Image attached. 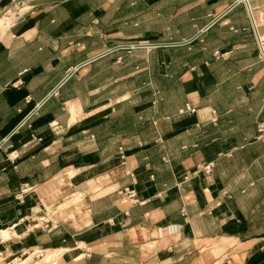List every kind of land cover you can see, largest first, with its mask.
Masks as SVG:
<instances>
[{
	"label": "crops",
	"instance_id": "crops-1",
	"mask_svg": "<svg viewBox=\"0 0 264 264\" xmlns=\"http://www.w3.org/2000/svg\"><path fill=\"white\" fill-rule=\"evenodd\" d=\"M13 22L4 264H264V0H57Z\"/></svg>",
	"mask_w": 264,
	"mask_h": 264
},
{
	"label": "bare ground",
	"instance_id": "bare-ground-1",
	"mask_svg": "<svg viewBox=\"0 0 264 264\" xmlns=\"http://www.w3.org/2000/svg\"><path fill=\"white\" fill-rule=\"evenodd\" d=\"M44 1H46V0H13L11 5H9L6 8V10L0 15V31L3 28V25L12 21L16 16L26 13L32 7L39 5ZM53 188L54 187H50L49 191H54L55 189H53ZM48 192L46 193L47 195H48ZM42 195H44V192ZM44 199L42 198V202L44 201ZM47 200H49V199H47ZM8 234H9V232H7V231H2L0 233V235L3 236V238H9ZM52 258H53V256H52L51 252H47L42 263L50 264L52 261ZM16 264H18V263H16ZM37 264H41V263H37Z\"/></svg>",
	"mask_w": 264,
	"mask_h": 264
},
{
	"label": "rangeland",
	"instance_id": "rangeland-1",
	"mask_svg": "<svg viewBox=\"0 0 264 264\" xmlns=\"http://www.w3.org/2000/svg\"><path fill=\"white\" fill-rule=\"evenodd\" d=\"M45 2V1H44ZM5 11V10H4ZM19 16V15H18ZM17 17V16H16ZM15 17V18H16ZM14 18V19H15ZM13 19V20H14ZM13 20L12 21H10L9 23H6L5 25H3V28L1 29V31H0V39L1 38H3V36L5 35V33L7 32V29L9 28V26H10V24L13 22ZM14 23V22H13ZM12 23V24H13ZM142 42H134V43H132L131 45H142L141 44ZM53 189H55V187L53 188ZM52 194V195H51ZM64 194L65 193H63L62 191H58V190H56L55 189V191H49L48 192V196L49 195H51L48 199L49 200H47V198H46V205H47V210H48V212H49V214H50V216L52 217V218H55V214L53 215V208H50L51 207V203H53V201L54 200H56L58 197H62V196H64ZM79 200H80V197L79 196H74L71 200H65L64 202H62L60 205H58V206H56L57 207V209H56V211L57 210H60V208H62L63 206H66V205H69V204H72V203H74V202H79ZM35 251V250H34ZM37 252L36 253H34L33 255H32V257H31V259L27 262V263H22V264H35V263H37V262H40L41 261V259H42V257H41V254H43L42 252H38V250H36ZM27 256H24L23 258H21V259H25ZM21 262H22V260L20 261V260H18V261H16V263H18V264H21ZM0 263L1 264H4V260L2 259V257L0 256ZM16 263H14V264H16Z\"/></svg>",
	"mask_w": 264,
	"mask_h": 264
},
{
	"label": "built area",
	"instance_id": "built-area-1",
	"mask_svg": "<svg viewBox=\"0 0 264 264\" xmlns=\"http://www.w3.org/2000/svg\"><path fill=\"white\" fill-rule=\"evenodd\" d=\"M135 47V46H133ZM260 56L262 58V60H264V35H262L260 37ZM196 112V108L193 107L191 104H185L184 107L180 108L178 110V113L179 114H186V113H190V114H194ZM260 132H261V137L264 138V131H263V127L261 126L260 127ZM4 146V143L3 142H0V151L3 150V147ZM13 154V153H12ZM13 157H16V155H14ZM204 170L207 171V172H211V165H207L204 167ZM129 196L131 198H134L135 195H134V192L133 191H130L129 192Z\"/></svg>",
	"mask_w": 264,
	"mask_h": 264
},
{
	"label": "water",
	"instance_id": "water-1",
	"mask_svg": "<svg viewBox=\"0 0 264 264\" xmlns=\"http://www.w3.org/2000/svg\"><path fill=\"white\" fill-rule=\"evenodd\" d=\"M57 0H46L45 2L41 3V4H45V3H50V2H55Z\"/></svg>",
	"mask_w": 264,
	"mask_h": 264
}]
</instances>
